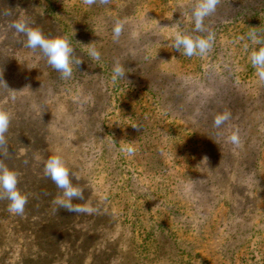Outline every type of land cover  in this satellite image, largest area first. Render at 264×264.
Returning <instances> with one entry per match:
<instances>
[{
	"label": "rangeland",
	"instance_id": "374dc122",
	"mask_svg": "<svg viewBox=\"0 0 264 264\" xmlns=\"http://www.w3.org/2000/svg\"><path fill=\"white\" fill-rule=\"evenodd\" d=\"M195 2L0 0L5 163L28 196L22 216L0 200V264H264V81L249 38L264 37V0H220L204 21L213 47L188 57L173 37L194 27ZM20 15L69 37L82 60L70 78L8 27ZM116 60L126 74L113 82ZM236 130L240 147L227 141ZM57 151L92 214L54 202L44 164Z\"/></svg>",
	"mask_w": 264,
	"mask_h": 264
},
{
	"label": "clouds",
	"instance_id": "9594fccd",
	"mask_svg": "<svg viewBox=\"0 0 264 264\" xmlns=\"http://www.w3.org/2000/svg\"><path fill=\"white\" fill-rule=\"evenodd\" d=\"M83 2L88 6H92L96 3L107 4L109 0H83ZM219 3L220 0H196L192 10L194 27L190 31H184L178 26L174 32L173 46L179 52L183 49V55L192 57L193 55L204 56L211 50L215 34L205 25L204 21L205 18L215 13ZM8 27L14 30L15 33L24 35L26 37L25 47L32 52L39 50L43 57L47 59V63L59 72L63 79L72 76L73 63L77 67L82 62L79 58L73 59L75 49L67 35L46 36L42 28L34 25V21L25 15L18 16L17 19L11 21ZM124 27L125 21L119 18L115 19L112 29L114 42H119ZM249 38L253 44L258 46L250 54L251 63L256 69L259 79L264 81V37H260L253 31L249 33ZM88 55L95 60L101 58L100 52L94 45L88 50ZM125 74L124 65L116 60L113 66V82L125 79ZM231 119V112L224 110L215 115L213 123L216 128H221L228 124ZM10 121L9 111L4 107H0V200L8 201L9 213L22 216L28 204V196L18 187L20 182L19 173L5 163L9 155L6 133L9 131ZM227 141L236 147H240L239 130L228 135ZM122 151L132 154L135 149L132 146H127L122 148ZM44 174L51 179L59 190V196L54 201L58 208H63L75 214H92L95 211L90 206L73 203L74 200L82 201L85 199L84 190L78 184L73 183L74 174L71 173L66 159L59 151L46 160ZM75 179L78 178L75 177Z\"/></svg>",
	"mask_w": 264,
	"mask_h": 264
}]
</instances>
